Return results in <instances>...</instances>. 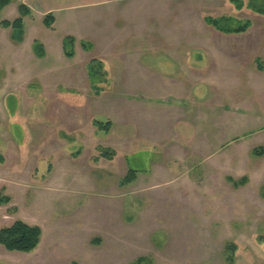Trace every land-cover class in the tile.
Segmentation results:
<instances>
[{
    "label": "rangeland",
    "instance_id": "1",
    "mask_svg": "<svg viewBox=\"0 0 264 264\" xmlns=\"http://www.w3.org/2000/svg\"><path fill=\"white\" fill-rule=\"evenodd\" d=\"M244 3L137 0L130 22L97 8L58 15L50 29L45 15L31 16L21 44L0 25V195L10 198L0 229L22 220L42 231L30 253L0 246V264H228L226 243L237 244L233 264H264V155L252 154L264 147V15ZM17 6L0 22L17 18ZM207 16L251 26L224 34ZM72 34L98 39L90 50L76 41L66 57ZM130 103L143 110L134 123ZM127 130L130 151L117 157L140 173L122 186L115 160H100L92 144L122 152ZM158 159L162 184L147 174Z\"/></svg>",
    "mask_w": 264,
    "mask_h": 264
},
{
    "label": "trees",
    "instance_id": "2",
    "mask_svg": "<svg viewBox=\"0 0 264 264\" xmlns=\"http://www.w3.org/2000/svg\"><path fill=\"white\" fill-rule=\"evenodd\" d=\"M234 6L235 9L239 10L245 6L244 0H226ZM11 3L10 0H0V8ZM247 7L251 9L254 13L264 15V0H247ZM18 17L13 21L3 20L0 22V25L4 28L11 29L10 37L15 39L16 42H21L24 35V17L29 14V9L24 4H18ZM43 24L46 28H51L54 23V16L52 14L45 15L43 18ZM205 24L212 26L217 31L224 34H242L248 30L251 26L250 21H245L243 24L237 23L236 25L232 24V20L229 17L220 16V17H211L207 16L204 18ZM75 39L72 36H66L63 38L62 47L66 57H72L74 55L73 48ZM33 46L35 48V54L37 57L42 58L45 55V50L43 45L38 41L34 40ZM81 47L84 50H89L90 43H84L81 41ZM33 48V49H34ZM94 61V60H93ZM95 62V61H94ZM94 64V63H93ZM92 64V65H93ZM95 64H100L97 61ZM91 65V63L89 64ZM258 70L263 71V66L258 64ZM92 125L99 131L108 132L110 129V122L105 123L93 120ZM100 156L110 158L113 154L109 153L108 149L103 148L102 146L98 147ZM252 154L256 156L264 155V147H256L252 150ZM137 170L128 169L127 174L121 179L120 185L126 186L133 182L136 178ZM245 181V178L241 179L235 184H240ZM264 189V185H262ZM10 201V198L7 196L0 195V205L6 204ZM41 228L36 225H28L22 220H16L12 225L3 227L0 229V246H3L6 250L10 252H22L30 253L40 243L41 238ZM264 242V241H263ZM238 251L237 244L226 243L224 246V254L228 264H233L235 260L236 253ZM145 257H139L137 263L144 264ZM149 262V261H148Z\"/></svg>",
    "mask_w": 264,
    "mask_h": 264
},
{
    "label": "crops",
    "instance_id": "3",
    "mask_svg": "<svg viewBox=\"0 0 264 264\" xmlns=\"http://www.w3.org/2000/svg\"><path fill=\"white\" fill-rule=\"evenodd\" d=\"M11 1V3H9L8 5H6V6H4V7H2V8H0V11H2V10H4V9H9L11 6H12V3H18V4H24L26 7H28V9H29V14L27 15V16H25L24 17V22H26L27 20H28V18H31V16H43V15H48V14H52L53 16H54V23H53V27H54V24H55V22L57 21V16L58 15H64L65 16V18H66V20L68 21L69 19H71L72 17H74V16H76V15H82V14H84V15H86V14H90V12H92L94 9H105V10H108V11H110V10H115V12L117 11V13L116 14H118V15H120L123 19H125V21L126 22H130V15H129V13L128 12H125V11H128L132 6H134L135 4H136V2H137V0H10ZM105 10H102V12L103 11H105ZM123 11V12H122ZM18 12V11H17ZM130 19V20H129ZM97 22V21H96ZM109 25H111V22H109L108 23ZM108 24H106V26L108 25ZM24 25H25V23H24ZM100 30L102 29V28H100V27H98ZM7 29V28H6ZM25 29V28H24ZM49 29V28H48ZM163 30V32H164V29H162ZM102 31V30H101ZM25 32V31H24ZM10 35H11V33H10ZM169 35V34H168ZM24 36L25 35H23V40H24ZM67 36H72L74 39H75V43H76V41L80 44V46H81V41L83 42V39L84 38H82L83 36H75V35H67ZM95 36V38H93V36L92 35H90V36H87L86 38H90L88 41V43H90L91 42V40L92 41H95V40H97L98 39V35L97 34H95L94 35ZM66 37V36H65ZM23 40H22V42H16V43H23ZM75 43H74V45H75ZM91 43H93V42H91ZM43 45V47H44V50H45V45L44 44H42ZM82 48V47H81ZM92 47L90 46V48H89V50L91 49ZM94 48H95V46H94ZM196 49H200V48H197L196 47ZM45 53H46V50H45ZM63 53H64V51H63ZM129 53H135V52H129ZM65 55V54H64ZM97 57H99L98 59L99 60H97L98 62H100L101 63V65L102 66H105V64L103 63V61H102V56H100V55H98ZM188 57H190L189 55H188ZM190 59V58H189ZM94 60H95V58H94ZM93 61V60H92ZM91 61V62H92ZM90 62V63H91ZM89 63V64H90ZM190 70H193V73H192V75H197V71H195L196 69L195 68H192V69H188V73H190L191 71ZM179 71H181L182 72V79L184 80V82L187 80L186 78H187V76H186V74L183 72V70L181 69V68H179ZM186 76V77H185ZM195 77V76H194ZM199 77H198V80L196 79V78H194V81L195 80H197L198 81V83H199ZM179 80H181V79H179ZM182 80V81H183ZM116 82V80H115V78L113 77V83L112 84H114L115 85V82ZM112 82V81H111ZM184 82H181V83H184ZM194 83V82H193ZM129 87L130 88H128L129 90L130 89H132V90H135V91H137V90H139L140 88H138V87H135L134 86V88H133V85L132 84H129ZM191 87H194V85L193 86H191ZM137 95V93H134L133 95H131V96H136ZM183 98L184 97H181V98H175V99H173V101L172 102H181L182 103V101H184L183 100ZM153 100L154 101H157L158 100V103H160V100L156 97V98H153ZM199 100V99H198ZM199 102V101H198ZM128 103V102H127ZM199 104V103H198ZM132 105V109L130 110V112H131V116H132V123H134V121L137 119V117L139 116V114L141 113V112H143V110L142 109H139L137 106H135V105H133V103H130V106ZM149 113H148V111H146V114L145 115H148ZM161 124H159V125H157V124H155L156 126H158V128H159V135H160V131L161 132H163V136H164V134L167 132V129H166V124H165V121H163V120H161V122H160ZM127 133L126 134H128V135H126V134H124L125 135V144L124 145H122V147L124 148V150H121L122 152H119V149L118 148H115V147H108V148H112V149H114V150H116L117 152H116V154H113L110 158H108L107 160H109V161H113V160H115V162H114V164L116 163L117 165H116V167H115V170H117V171H119V173L121 174L122 173V175L123 176H120V177H116V178H123L126 174H127V172H128V166L127 165H125L124 163H122L119 159H118V157H117V155L119 154V153H126V152H124V151H130V148L128 149L127 148V145L128 144H130L131 145V141H132V137H129V134H134V133H130V131H126ZM147 132V131H146ZM156 135H157V133L156 132H154V135H153V137H156ZM163 136H160L161 138H163ZM99 146H101L100 144H97V145H94V144H92V148H93V151L95 152V149H96V151H99L98 150V147ZM112 146H113V144H112ZM121 147V148H122ZM103 148H105V147H103ZM126 148V149H125ZM132 149V148H131ZM109 150V149H108ZM92 155V154H91ZM98 157H100L101 159L100 160H106V158L105 157H102V156H98ZM97 159V158H96ZM179 158H177V160H178ZM99 160V158L96 160V161H98ZM105 160H104V162H105ZM119 160V161H118ZM160 159H158V160H156V161H154L153 162V164H152V169L149 171V173H147L148 174V176H150L152 179H151V182H152V180H158V183L159 184H162L163 182V180H166L167 179V177H166V175H167V167H166V165H164V164H159L160 163ZM118 162H121L123 165H119L118 164ZM51 169V168H50ZM138 171V170H137ZM140 172L138 171L137 172V174H136V178H135V180L133 181V182H131L129 185H134L133 183H135V182H137V180H138V174H139ZM144 176V175H143ZM163 178V179H162ZM145 180H146V177H142L141 179H140V181L141 182H145ZM84 181H85V179L83 178V176L81 175V177H76V178H74V180L72 181V185H82V184H84ZM121 181V180H120ZM120 194V193H119Z\"/></svg>",
    "mask_w": 264,
    "mask_h": 264
}]
</instances>
